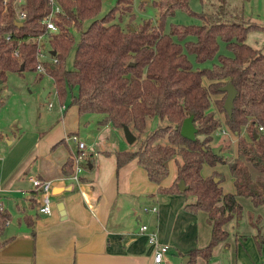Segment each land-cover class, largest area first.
<instances>
[{
	"label": "trees",
	"instance_id": "obj_1",
	"mask_svg": "<svg viewBox=\"0 0 264 264\" xmlns=\"http://www.w3.org/2000/svg\"><path fill=\"white\" fill-rule=\"evenodd\" d=\"M59 1L63 11L58 13L57 29L48 32L47 50H55L56 60H44L45 71L37 76L48 72L60 100L70 93L81 113H102L101 121L130 126L137 145L116 151L118 165L137 157L149 178L159 183V191L194 197L185 208L205 210L212 231L205 245L188 252L187 264H196L199 256L209 259L215 245L229 235L227 222L243 212L238 196L264 206V51L246 40L259 23L218 19L213 12L193 9L189 0H155L159 8L155 21L144 19L138 26L125 27L114 20L123 0L101 15L103 0ZM177 8L201 17L202 22H172L166 29L167 18ZM21 9L25 15L18 19ZM49 9V0H0L1 80L8 71L37 70L35 36L46 30L42 17ZM73 28L79 31L78 40ZM221 40L228 51H220ZM72 47L73 65L68 67L66 57ZM189 53L199 62L216 60L195 66ZM228 82L237 89L231 115L224 107L227 91L222 89ZM217 110L225 113L224 119ZM189 115L198 128L195 138L181 132ZM149 120H155L150 127ZM224 125L238 136V153L232 160L216 153L211 143L214 132ZM86 158L88 166L92 158ZM171 160L175 176L165 186L162 181ZM217 161L230 163L235 192H224L218 172L202 174L204 162ZM64 168L71 171V157ZM182 178L187 188H180ZM9 216L0 206V246L11 238L4 237ZM253 217L249 211L251 223L258 226L261 215Z\"/></svg>",
	"mask_w": 264,
	"mask_h": 264
},
{
	"label": "crops",
	"instance_id": "obj_2",
	"mask_svg": "<svg viewBox=\"0 0 264 264\" xmlns=\"http://www.w3.org/2000/svg\"><path fill=\"white\" fill-rule=\"evenodd\" d=\"M56 97L57 103L50 99L52 104L48 100L47 108L39 110L34 124L27 116L0 126V206L10 214L4 237H11L0 246V264H153V245L141 230L146 222L160 241L169 243L162 264H185L188 252L210 239L208 213L185 208L194 197L159 191V183L149 178L137 157L118 165L117 150L136 148L123 127L101 121L102 113H81L72 96L64 101L57 93ZM221 113L217 112L223 118ZM72 132L85 141L86 156L92 158L80 182L64 168L78 149L67 138ZM226 134L235 148L232 141L224 148L220 143V152L234 158L238 136L230 130H216L211 143ZM221 164L230 167L228 162H204L201 172H218L224 192H235L231 167L226 179ZM170 167L162 181L165 186L175 176L173 160ZM32 175L52 179L50 213L38 209L42 193L33 186ZM238 199L246 214L234 216L231 226L236 228L229 229L227 223L228 237L215 245L209 259L199 256L196 264H224L223 253L229 264H264V206H255L247 196ZM154 205L157 210L151 208ZM249 211L254 219L261 215L258 226L251 223ZM244 215L246 224L239 227Z\"/></svg>",
	"mask_w": 264,
	"mask_h": 264
},
{
	"label": "rangeland",
	"instance_id": "obj_3",
	"mask_svg": "<svg viewBox=\"0 0 264 264\" xmlns=\"http://www.w3.org/2000/svg\"><path fill=\"white\" fill-rule=\"evenodd\" d=\"M118 1L119 0H103L102 9L99 15L104 14L115 4H118ZM189 3L195 10L213 12L218 19L241 20L245 23H259V25L253 26L249 30L246 40L252 45L262 48L264 51V0H189ZM118 7L119 10L117 9L114 20L120 21L125 27L128 25L138 26L144 19H153L155 21L159 14V8L156 5L155 0H123V2H119ZM172 22L198 23L202 22V18L190 14L182 8H177L175 13L167 18L166 29H169ZM73 32L75 40H78L79 31L73 28ZM47 46H49L48 43ZM220 51H228L224 41L222 40L220 44ZM189 56L193 60L195 66L212 65L216 60L215 57L213 59L199 62L195 60L193 53H189ZM73 57L74 47L71 48L66 57V64L68 67L73 65ZM38 72L39 70L31 68L8 71L6 79L0 81L1 128H5L8 122H17L19 117L21 118L20 120H25L27 116L29 117V123L31 122V124H34L37 121V118H39V110L43 111V109L45 110V108H47L48 100L50 102L52 100V102L57 103V92L54 88L52 76L48 72H44L43 76L39 78L37 76ZM204 81L207 83L208 79L204 78ZM47 88L52 89L49 93V97L44 98L42 93ZM73 90L76 91L77 87H74ZM69 97H71L70 93L67 95V98ZM217 112H219V110H217ZM221 112L223 117L222 119H224L225 113L223 111ZM15 117L17 120L14 119ZM151 122L155 123V120H149V127L151 126ZM112 139H115L114 135H112ZM231 141V136L226 134V136L220 139V141H214L212 144L216 146L222 143V148H224L225 146L230 145ZM134 145L136 146L137 144L134 143ZM231 146L233 150L235 148V141H232ZM229 159L232 160L233 158L230 157ZM221 165H223L221 168L226 176V179H228V173L230 172L228 169L229 166L225 164ZM170 170H172L171 167ZM191 197L193 196L189 195V198ZM243 212L246 214V211ZM245 216L246 215H244L240 220L239 227L245 226ZM232 221L233 220H229V222H227L229 229L236 228L231 226ZM146 223L148 224V222ZM222 259L224 262V253L222 255Z\"/></svg>",
	"mask_w": 264,
	"mask_h": 264
},
{
	"label": "built area",
	"instance_id": "obj_4",
	"mask_svg": "<svg viewBox=\"0 0 264 264\" xmlns=\"http://www.w3.org/2000/svg\"><path fill=\"white\" fill-rule=\"evenodd\" d=\"M8 0H4L6 3ZM25 0H15L16 3H20ZM50 3V9L45 13V15L42 17V21L45 24L46 30L42 33H39L35 36L37 40V52H38V63H37V70L39 71H45V64L44 60H56V57L52 55V53H49L48 50V32L56 30L57 29V16L58 13L63 11L62 4L59 0H49ZM19 8V7H18ZM25 15V10L21 9L18 10V19H22ZM52 102L49 101V105H51ZM261 128H263L262 125H260ZM229 130L227 126H223L221 128V131L225 132ZM68 139L73 140L76 142L78 149L72 153V169L68 173V175L76 180L77 182H80L81 175L83 170L87 167V158L85 153V141L80 137V135L77 132H72L67 135ZM30 180L32 181L33 186L41 191L42 198L40 201V204L38 206V209L41 213H50L52 211V187L53 182L51 178H45L40 177L37 175L30 176ZM148 208V207H146ZM153 210H157V206L151 207ZM141 230L146 231L148 235L149 242L153 245V264H162L163 260L165 259V253L169 249V243H165L159 240L157 231L154 229H149V226L147 223L141 224Z\"/></svg>",
	"mask_w": 264,
	"mask_h": 264
},
{
	"label": "water",
	"instance_id": "obj_5",
	"mask_svg": "<svg viewBox=\"0 0 264 264\" xmlns=\"http://www.w3.org/2000/svg\"><path fill=\"white\" fill-rule=\"evenodd\" d=\"M51 52L54 54L55 50L53 49ZM21 68H23V64L21 65ZM0 81H1V78H0ZM222 89L227 91V95H226L225 101H224V107H225L226 111L231 115L233 112L234 98L236 96L237 89L235 88V86L231 82L224 84L222 86ZM48 90H49V88H47L46 91H43L42 95L44 98H46ZM123 129H124L126 139L129 142H133L136 139V134L133 132V130L130 128V126L128 124H123ZM197 130H198V128L193 121V116L189 115V116L185 117L183 122H182L181 132L189 138H195ZM220 149H221V145L213 146V150L216 153H218L220 151ZM90 165H91V163H90ZM216 179H217V177H216ZM179 186L182 189L188 187V185L186 184V182L183 178L179 180ZM188 260H189V256L187 255L184 257V263L187 264ZM224 264H229L226 253L224 254Z\"/></svg>",
	"mask_w": 264,
	"mask_h": 264
}]
</instances>
